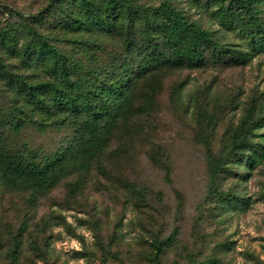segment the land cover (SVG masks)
Returning a JSON list of instances; mask_svg holds the SVG:
<instances>
[{
    "label": "rangeland",
    "instance_id": "obj_1",
    "mask_svg": "<svg viewBox=\"0 0 264 264\" xmlns=\"http://www.w3.org/2000/svg\"><path fill=\"white\" fill-rule=\"evenodd\" d=\"M49 2L0 0V26L13 27L20 15L36 14ZM191 17L247 48L238 33L209 13L192 10ZM4 60L16 72L18 62ZM12 95L0 80V115L13 105ZM251 98L264 115V54L246 66L149 76L133 93L132 110L104 153L105 173L92 166L83 178L74 175L57 184L36 206L6 196L0 233L9 237L31 211L30 230L49 236L45 264H148L151 243L168 239L173 242L163 264H264V162L242 182L244 169L231 165L219 189L233 200L222 204L210 191L207 159L227 153ZM144 101L145 108L131 118ZM256 132L254 140L264 142V128ZM69 138L67 132L30 128L13 143L49 156ZM78 182L76 193L70 192V184ZM25 238L23 249L31 256L33 246ZM22 264L33 263L24 258Z\"/></svg>",
    "mask_w": 264,
    "mask_h": 264
},
{
    "label": "trees",
    "instance_id": "obj_2",
    "mask_svg": "<svg viewBox=\"0 0 264 264\" xmlns=\"http://www.w3.org/2000/svg\"><path fill=\"white\" fill-rule=\"evenodd\" d=\"M192 10L209 13L238 33L247 48L193 19ZM0 53V80L13 94V105L0 115V208L6 196H21L36 206L57 184L84 176L92 166L105 173L104 153L144 79L173 70L246 66L264 54V0H50L38 13L20 15L19 24L0 26ZM5 57L18 62L16 72ZM256 109L251 98L227 153L207 157L210 191L222 204L233 200L219 189L229 167L244 169L242 182L264 162V142L254 140L264 128V115ZM30 128L67 132L70 138L40 156L13 143ZM78 184H70V192L75 194ZM29 212L9 237L0 233V264H22L24 258L45 264L49 236L30 230ZM38 223L33 227L41 230ZM25 237L33 246L31 256L23 249ZM172 242L154 240L148 264H163Z\"/></svg>",
    "mask_w": 264,
    "mask_h": 264
}]
</instances>
